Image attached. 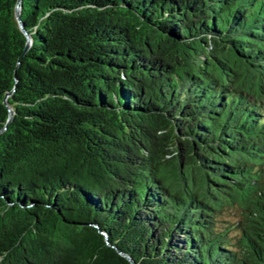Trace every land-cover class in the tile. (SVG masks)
I'll return each mask as SVG.
<instances>
[{
    "label": "trees",
    "instance_id": "trees-1",
    "mask_svg": "<svg viewBox=\"0 0 264 264\" xmlns=\"http://www.w3.org/2000/svg\"><path fill=\"white\" fill-rule=\"evenodd\" d=\"M0 264H264V0H0Z\"/></svg>",
    "mask_w": 264,
    "mask_h": 264
},
{
    "label": "rangeland",
    "instance_id": "rangeland-1",
    "mask_svg": "<svg viewBox=\"0 0 264 264\" xmlns=\"http://www.w3.org/2000/svg\"><path fill=\"white\" fill-rule=\"evenodd\" d=\"M242 76L244 77L245 83H246V87L248 86V84H253L255 81V78L253 76H251L250 73H248L247 71H243ZM164 172V175L166 176L165 179V185L171 190V191H176L178 190V188H181V186H183V184L180 182V180H173L172 177H170V173ZM191 178H188L184 181V185L185 187L183 188V190L187 193V194H196L198 197H200V199L204 202L207 203H211L214 206H228V205H232L234 203L233 201V196L236 195L234 194L232 191L226 190L225 188H220V189H212L209 187L208 184H205L202 181H198L194 178H192V181L190 180ZM237 201L239 199V196L236 195L234 197ZM240 204H242L240 202ZM235 206L238 207L240 206L239 204H236L235 202ZM235 214V211H234ZM237 216V214L235 215Z\"/></svg>",
    "mask_w": 264,
    "mask_h": 264
},
{
    "label": "water",
    "instance_id": "water-1",
    "mask_svg": "<svg viewBox=\"0 0 264 264\" xmlns=\"http://www.w3.org/2000/svg\"><path fill=\"white\" fill-rule=\"evenodd\" d=\"M14 16L18 22V24L20 25V21H19V17H18V8L17 6L14 7ZM25 34V33H24ZM25 36L27 37V35L25 34ZM27 42H28V38H26V43H25V46L24 48H26L27 46ZM10 114H11V111L8 109V115H7V119L10 117Z\"/></svg>",
    "mask_w": 264,
    "mask_h": 264
}]
</instances>
